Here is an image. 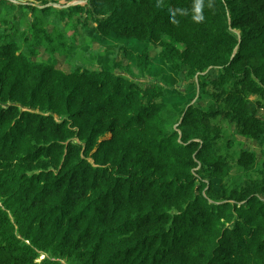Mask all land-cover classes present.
I'll list each match as a JSON object with an SVG mask.
<instances>
[{"label":"trees","instance_id":"trees-1","mask_svg":"<svg viewBox=\"0 0 264 264\" xmlns=\"http://www.w3.org/2000/svg\"><path fill=\"white\" fill-rule=\"evenodd\" d=\"M60 2L0 0V264H264V0Z\"/></svg>","mask_w":264,"mask_h":264},{"label":"rangeland","instance_id":"rangeland-1","mask_svg":"<svg viewBox=\"0 0 264 264\" xmlns=\"http://www.w3.org/2000/svg\"><path fill=\"white\" fill-rule=\"evenodd\" d=\"M63 4V6L67 5H73L75 3L83 4L85 3V0H61L60 2ZM91 25H94L92 22H90ZM120 44H117L114 41H92L91 43L84 42L82 45H79V47L83 50V52L87 51L88 56L91 60H94V64L96 66L104 65L106 67L109 66L110 59L113 57L115 58L119 63H121L123 66H126L127 64L130 66V69L138 74L137 66H136V60L135 62H132V60H129L125 54H124V46H119ZM127 49L132 50L135 54L139 52V49L142 45L134 42H126L124 43ZM125 48V49H126ZM38 54L34 59H45L50 62L55 63V66L58 68H61L63 70H69L70 65L65 61V58L62 56H50L47 53L44 52L42 48L38 49ZM151 71L149 72L150 78H156L161 77L166 81V84L169 87L170 91V102L173 104V106L177 107V110H181V104L184 102L189 101V99L193 96L192 88H185L184 82H181L178 77L176 76L175 72L171 71L167 67H165L162 63V61L159 58V51L155 48L151 51ZM183 86V87H182ZM238 139L244 141V148L251 149L257 152V157H262L260 152V145L257 142L250 141L247 139H244L242 137H239ZM43 258V255L40 256V259Z\"/></svg>","mask_w":264,"mask_h":264},{"label":"water","instance_id":"water-1","mask_svg":"<svg viewBox=\"0 0 264 264\" xmlns=\"http://www.w3.org/2000/svg\"><path fill=\"white\" fill-rule=\"evenodd\" d=\"M47 5H48V4H47ZM47 5H46V6H47ZM53 5H55V6H57V7H59V6H60V5H58V4H53Z\"/></svg>","mask_w":264,"mask_h":264}]
</instances>
